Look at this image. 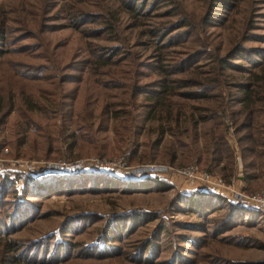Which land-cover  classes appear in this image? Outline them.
<instances>
[{
	"label": "rangeland",
	"instance_id": "obj_1",
	"mask_svg": "<svg viewBox=\"0 0 264 264\" xmlns=\"http://www.w3.org/2000/svg\"><path fill=\"white\" fill-rule=\"evenodd\" d=\"M182 60L264 74V0H0V264H264V180H241L233 119L225 188L170 166L174 125L143 120ZM150 165L168 168L131 171Z\"/></svg>",
	"mask_w": 264,
	"mask_h": 264
},
{
	"label": "trees",
	"instance_id": "obj_2",
	"mask_svg": "<svg viewBox=\"0 0 264 264\" xmlns=\"http://www.w3.org/2000/svg\"><path fill=\"white\" fill-rule=\"evenodd\" d=\"M217 62L204 74H196V67L185 64L183 60L174 65L170 75H184L166 80L175 85L161 83L154 93L145 96L150 102L143 120H165L174 125V128L157 130L163 139L161 142L170 139L164 150H172L167 155L170 156V166L182 164V161L195 163L199 167L202 165L209 174L215 175L217 171L224 183H230L236 164L227 139L229 128H223V121L220 120L222 116L229 117L234 121L233 135H236L241 148V180H264V74H250L246 82L239 79L228 81L226 69L220 65L221 61ZM223 90L224 93L221 92ZM213 91L219 95L212 94ZM214 104L216 107L212 106ZM129 105L132 107L135 104L130 102ZM13 107L11 100H6V95L0 94V120L3 121ZM234 107H237L236 112ZM218 109L222 110L220 114H217ZM209 124L213 126L201 128ZM183 139H188L189 143L183 142ZM153 160L156 158L153 157ZM151 183L145 181L144 184Z\"/></svg>",
	"mask_w": 264,
	"mask_h": 264
},
{
	"label": "built area",
	"instance_id": "obj_3",
	"mask_svg": "<svg viewBox=\"0 0 264 264\" xmlns=\"http://www.w3.org/2000/svg\"><path fill=\"white\" fill-rule=\"evenodd\" d=\"M92 162L95 163V166H98L101 168H106L107 166L112 167V165H111L112 163L105 164V163L101 162L100 160H94ZM81 165L82 164H80V163L70 164V165H68V168L70 170L73 169V171H75V170L80 169L82 167ZM65 166H67V165H65ZM54 167L58 168L57 165H54ZM167 168L168 167H166V166L150 165V166L136 167V168L131 169V171L136 175H153V173H155V172H158V173L166 172ZM181 172L189 180L199 181V182L205 183L207 186L212 185L214 187L225 188L223 181H221L220 179H216L212 176L210 177L204 171L199 170V168L197 166H191L189 168L182 170ZM233 194H234L233 195L234 199L237 201H242L244 199H248V197H246L245 195L240 194L238 192H233ZM250 203L254 204L255 206H259L260 209H262L264 211V194H262V196L257 195V196L252 197L250 199Z\"/></svg>",
	"mask_w": 264,
	"mask_h": 264
}]
</instances>
